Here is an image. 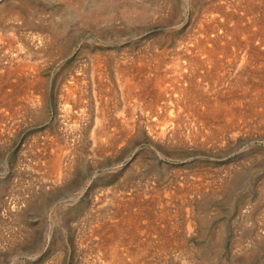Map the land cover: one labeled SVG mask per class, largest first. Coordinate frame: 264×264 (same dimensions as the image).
<instances>
[{"label":"rangeland","instance_id":"1","mask_svg":"<svg viewBox=\"0 0 264 264\" xmlns=\"http://www.w3.org/2000/svg\"><path fill=\"white\" fill-rule=\"evenodd\" d=\"M105 1L115 4V20L111 23L81 18ZM130 1L0 0V264H112L114 249L124 256L122 264H135L134 260L138 261L136 264H264V47L254 40L255 47L235 46L226 52L221 49L214 56L222 58L215 61V57L206 59L209 56H199L197 50L182 45L198 30L199 8L203 5L212 9L214 4L223 2L226 7L236 4L230 10L236 14L233 22L243 23L239 25L240 31L249 29L251 33L256 25V31L264 35V0ZM250 1L253 9L249 7ZM135 3L147 11L145 17L133 23L124 22L122 6ZM207 11L202 15L210 10ZM231 24L228 23L229 31L233 30ZM53 28L57 37L52 36ZM193 54L199 57L195 59ZM97 60L102 64L104 79L96 75L92 81ZM220 63L225 64L222 67ZM129 68L131 74L127 72ZM122 73L129 74L136 86L132 87L134 96L139 95L136 100L129 99L130 113L123 99L129 96V88L126 89L127 77ZM77 75L82 81L81 104L77 101L79 96L76 99L68 91ZM119 80L124 89H120ZM104 88L110 92L107 94ZM156 88L159 92L163 89V100ZM96 92L111 100L109 120L104 125L113 124L107 132L112 137L96 133V119L100 118L95 102V96L100 94ZM147 97L151 101L146 102ZM162 101L173 106L161 111L165 105ZM188 102L192 110L190 104L186 105ZM208 107L215 110L214 116ZM8 109L11 111L7 112ZM171 112L181 118L176 124L179 128L175 125L177 137L171 138L170 133L165 137L155 135L162 116ZM197 114H201V119L207 117L202 121ZM125 116L129 125L123 123ZM117 122L119 130L115 132ZM54 162L59 164V171L53 169Z\"/></svg>","mask_w":264,"mask_h":264},{"label":"bare ground","instance_id":"2","mask_svg":"<svg viewBox=\"0 0 264 264\" xmlns=\"http://www.w3.org/2000/svg\"><path fill=\"white\" fill-rule=\"evenodd\" d=\"M69 1H72V0H68V3H69ZM83 1V0H82ZM86 1V0H85ZM101 1V0H100ZM116 1V0H115ZM126 0H124V2H125ZM171 1V0H170ZM236 1H238V0H236ZM248 1V0H247ZM246 1V3H249V2H247ZM93 2V1H92ZM91 2V3H92ZM96 2V1H95ZM113 2V1H112ZM112 2H110V1H105V2H103V5H95V6H93V8H91L90 9V11H87L85 14H83V12H82V14H83V17H81V18H84V19H89L88 21H90V20H93V22L95 21V22H101V21H106V23H108L107 21H109L110 23H111V21L114 19V15H115V13H114V11H113V9H114V7H115V4H113ZM119 2H120V0H119ZM127 2H128V0H127ZM130 2H132V0L130 1ZM133 2H135L134 0H133ZM132 2V3H133ZM167 2V1H166ZM227 2V1H226ZM243 2V1H242ZM253 3V1H250V3ZM5 3V2H4ZM9 3V2H8ZM11 3V2H10ZM9 3V4H10ZM75 3H76V0H75ZM240 3H241V1H240ZM250 4L249 5V7H251L252 5H254V4ZM263 3V2H262ZM7 4V3H6ZM8 4V5H9ZM31 4V3H30ZM72 4H74V1L72 2ZM80 4H83L82 2L80 3ZM121 4H123V2L121 3ZM136 4V3H135ZM144 4V3H143ZM167 4V3H166ZM169 4V3H168ZM242 4V3H241ZM244 4V3H243ZM15 6H16V4H14ZM71 5V4H70ZM145 5V4H144ZM236 4H232V3H229V4H227V7L226 6H224V2L223 3H218V4H214L213 5V7H212V9H210V8H206V7H204L203 5H202V7H198L199 8V10H201V12H200V23H199V27H198V30H197V32L194 34V35H192L191 36V38L189 39V41L186 43V44H182L183 46H185V49H191V50H197L199 53V56H201L200 54H205V55H207V56H209V57H207L206 59H209V58H213V57H215L214 56V53L215 52H217V51H220L221 49V51H225L226 52V50L227 49H232L233 47H239V48H243V47H249V48H251V47H253L255 44L256 45H258V46H262V47H264V35H263V33H259V31L257 32L256 30V25H255V27H254V29H255V31L254 30H251V33H250V31H249V29H244V30H242V28H241V30L243 31H240V29H239V25L242 23H240L239 25L238 24H235L233 21L234 20H236V17H235V15L234 14H231V10L230 9H233L234 8V6H235ZM240 5V4H239ZM4 6V5H3ZM73 6V5H72ZM142 6V5H141ZM166 6V5H165ZM247 6V5H246ZM245 6V7H246ZM18 7V6H17ZM81 7V6H80ZM238 7V6H237ZM3 8V7H2ZM16 8V7H15ZM73 8H74V6H73ZM84 8H86V7H84ZM159 8V7H158ZM158 8H157V10H158ZM170 8V7H169ZM242 8V7H241ZM252 9H253V7H251ZM4 9V8H3ZM71 9V8H70ZM76 9V8H75ZM81 9H82V7H81ZM227 9H228V11H227ZM239 9H240V7H239ZM238 9V10H239ZM246 9V8H245ZM6 10V9H5ZM20 11H22L21 9H19ZM146 10H148V8L146 9ZM198 10V9H197ZM207 10H210L209 11V13H206V14H204V15H202L203 13H205V12H208ZM259 10V9H258ZM32 11V10H31ZM78 11H79V8H78ZM12 12H14V11H12ZM81 12V11H80ZM146 12L147 11H145L142 7H140V6H137V4L136 5H134V4H127V5H124V6H122V9H121V13L120 14H122L121 16H122V18L124 19V22H125V20H126V22H132L133 23V21L135 20H140V19H142V18H144L145 17V15H146ZM151 12V11H150ZM5 13V12H4ZM11 13V12H10ZM75 14H76V12H74ZM261 13V12H260ZM18 14V13H17ZM24 14H27V13H24ZM71 14V13H70ZM79 14V13H78ZM148 14V13H147ZM197 14V13H196ZM9 15V14H8ZM19 15V14H18ZM33 15H34V13H33ZM118 15H119V13H118ZM10 16V15H9ZM35 16V15H34ZM64 16H66V15H64ZM72 16V15H71ZM20 17V16H19ZM26 17V16H25ZM35 17H37V15L35 16ZM77 17V16H76ZM242 17V16H241ZM119 18V17H118ZM30 19H32V18H30ZM79 19V18H78ZM84 19H82L83 21H84ZM240 20H241V18H239ZM81 20V21H82ZM115 20V19H114ZM239 20V21H240ZM260 20V19H259ZM259 20H257V21H259ZM32 21V20H31ZM39 21V20H38ZM42 21V20H41ZM44 21V20H43ZM134 21V22H135ZM254 21V20H253ZM26 22V21H25ZM48 22V21H47ZM145 22V21H144ZM232 23L231 25V27L233 28V30H231V31H229V29H228V27H230L229 25H228V23ZM39 23H41V22H39ZM45 23H46V21H45ZM55 23V22H54ZM98 23L96 24V25H98ZM105 23V22H104ZM253 23V22H252ZM255 23H257V22H255ZM43 24V23H42ZM41 24V25H42ZM234 24V25H233ZM243 24V23H242ZM259 24V23H258ZM27 25V24H26ZM91 25V24H90ZM93 25V24H92ZM44 26V25H43ZM50 26V25H49ZM245 27H246V25H244ZM244 26H243V28H244ZM262 26V25H261ZM261 26L259 27V28H261ZM39 27V26H38ZM37 27V28H38ZM258 27V26H257ZM46 28H48V27H46ZM60 28V27H59ZM231 28V29H232ZM250 28V27H249ZM259 28H258V30H259ZM39 29V28H38ZM43 29H45V26H44V28ZM54 29V28H53ZM58 29V28H57ZM251 29V28H250ZM263 29V28H262ZM51 30V29H50ZM55 30V29H54ZM261 30V29H260ZM264 30V29H263ZM42 31V30H41ZM246 33H250V34H246ZM47 34H49V33H47ZM61 34V33H60ZM42 35V34H41ZM50 35V34H49ZM57 32H56V30L54 31V34H52V36L53 37H57ZM45 36V35H44ZM48 36V35H47ZM229 36H232V37H229ZM12 38H13V36H11ZM52 37V38H53ZM15 38V37H14ZM13 38V39H14ZM42 38V37H41ZM60 38V37H59ZM49 39V38H48ZM242 39V40H241ZM12 39H9V41L10 42H12V43H14V41H15V39H14V41H11ZM42 40V39H41ZM54 40V39H53ZM52 40V41H53ZM255 40V44L252 46V43H253V41ZM34 41V40H33ZM33 41H32V43H33ZM50 42V41H49ZM60 42V41H59ZM71 42V41H70ZM3 43V42H2ZM26 43H27V40H26ZM26 43H24V44H26ZM183 43V42H182ZM5 44V43H4ZM33 44H35V43H33ZM32 44V45H33ZM41 44V43H40ZM60 44V43H59ZM3 45V44H2ZM10 46V45H9ZM13 45L11 44V47H12ZM56 46H57V43H56ZM69 46V45H68ZM183 46H181V47H183ZM5 47V46H4ZM36 47V46H35ZM54 47V46H53ZM255 47V46H254ZM6 48V47H5ZM27 48V47H26ZM32 48V47H31ZM180 48V47H179ZM184 48V47H183ZM248 48V49H249ZM2 49V48H1ZM7 49L8 50H10L11 51V49H9L8 47H7ZM15 49V48H14ZM67 49V48H66ZM176 49V48H175ZM181 49V48H180ZM234 49H236V48H234ZM233 49V50H234ZM6 50V49H5ZM8 50H6V51H8ZM19 50H20V48H19ZM6 51H5V53H6ZM14 51V50H13ZM18 51V50H17ZM25 51V50H24ZM28 51V50H27ZM32 51V50H31ZM167 51V50H166ZM230 51V50H229ZM247 51V50H246ZM20 52H21V50H20ZM34 52V51H33ZM48 52V51H47ZM163 52H165V51H163ZM177 52V51H176ZM181 52V51H180ZM182 52H184V51H182ZM193 52V51H192ZM225 52H224V55H225ZM3 53V52H2ZM43 53V52H42ZM168 53V52H167ZM178 53V52H177ZM223 53V52H222ZM228 53H231V52H228ZM236 53V52H235ZM7 54H9V53H7ZM6 54V55H7ZM22 54V53H21ZM24 54V53H23ZM47 54V53H46ZM155 54H157V53H155ZM161 54H163L164 55V53H161ZM169 54H171V53H169ZM184 54V53H183ZM183 54H180L181 55V57L183 56V57H185L186 56V54H185V56L183 55ZM189 54V53H188ZM196 54H197V52H196ZM219 54H221V53H219ZM248 54V53H247ZM5 55V54H4ZM17 55H18V53H17ZM20 55V54H19ZM44 55V54H43ZM43 55H41V56H43ZM50 55V54H49ZM195 54H193V56H194ZM228 55V54H227ZM245 55V54H244ZM252 55V54H251ZM254 55V54H253ZM252 55V56H253ZM3 55H1V57H2ZM25 56V55H24ZM102 56V55H101ZM115 56V55H114ZM129 56V55H128ZM127 56V57H128ZM154 56V55H153ZM152 56V57H153ZM177 56V55H176ZM175 56V57H176ZM196 56V55H195ZM194 56V57H195ZM199 56H196V58L195 59H197V57H199ZM230 56V55H229ZM251 56V57H252ZM4 57V56H3ZM2 57V58H3ZM16 57V56H15ZM19 57V56H18ZM94 57V56H93ZM103 57V56H102ZM158 57V56H157ZM159 57H161V56H159ZM165 57V56H164ZM170 57V56H169ZM173 56H171V58H172ZM180 57V56H179ZM192 56H190V58H191ZM241 57V56H240ZM8 58V57H7ZM13 58H14V56H13ZM23 58H25V57H23ZM92 58V57H91ZM98 58V57H97ZM104 58H105V56H104ZM124 58V57H123ZM167 58H168V55H167ZM189 58V57H188ZM193 58V57H192ZM205 58V57H204ZM216 59H215V61H220V60H217V59H221V58H217V57H215ZM26 59V58H25ZM96 59V58H95ZM117 59V58H116ZM125 59H127V58H125ZM152 59V58H151ZM159 59V58H158ZM173 59V58H172ZM182 59V58H181ZM185 59V58H184ZM225 59H227V58H225ZM238 59V58H237ZM255 59V58H254ZM24 60V59H23ZM93 60V59H92ZM102 61H104L103 60V58L101 59ZM106 60V59H105ZM113 60V59H112ZM121 60V59H120ZM163 60V59H162ZM161 60V61H162ZM168 60V59H167ZM229 60H231V59H229ZM239 60V59H238ZM244 60V59H243ZM16 61V60H15ZM96 61V60H95ZM108 61V60H107ZM129 61H131V60H129ZM134 62H133V64L134 63H136L137 61H135V60H133ZM144 61V60H143ZM165 61V60H164ZM169 61H170V59H169ZM177 61H181V60H179V58H178V60ZM186 61V60H185ZM198 61V60H197ZM214 61V62H215ZM233 61H234V59H233ZM6 62V61H5ZM93 63H94V61H92ZM115 62H117V61H115ZM123 62H124V60H123ZM123 62H121V63H123ZM157 62H158V60H157ZM176 62V61H175ZM174 62V63H175ZM188 62V61H187ZM186 62V63H187ZM189 62H191V59H190V61ZM207 62H208V60H207ZM214 62H213V64H214ZM223 62V61H222ZM226 62V61H225ZM231 62V61H230ZM238 62V61H237ZM15 63V62H14ZM19 63V62H18ZM29 63V62H28ZM92 63V64H93ZM95 63H97V64H95L94 65V68L92 69V75H91V77H92V81L95 79V77H96V75L97 76H99V78L100 79H104L103 78V74L104 73H102V64H101V62H100V60H97V62H95ZM103 63H106V61L105 62H103ZM144 63V62H143ZM146 63H148L149 64V62H146ZM151 63V62H150ZM161 63V62H160ZM163 63V62H162ZM166 63H167V61H166ZM172 65H174V63H172V62H170ZM178 63V62H177ZM181 63V62H180ZM192 63V62H191ZM200 63V62H199ZM211 63H212V61H211ZM210 63V64H211ZM219 62H217V64H218ZM234 63V62H233ZM255 63V62H254ZM1 64V63H0ZM31 64V63H30ZM33 64H35V62L33 63ZM38 64V63H37ZM118 64V63H117ZM125 64V63H124ZM127 64H129V63H127ZM132 63H131V65H133ZM152 64H153V62H152ZM155 64V63H154ZM153 64V65H154ZM157 64V63H156ZM155 64V65H156ZM169 64V63H168ZM185 64V63H184ZM189 64V63H188ZM203 64V63H202ZM209 64V63H208ZM209 64V66H211ZM216 64V63H215ZM216 64V65H217ZM225 64V63H224ZM224 64L222 65L221 63H220V65L223 67L224 66ZM237 64V63H236ZM9 65V64H8ZM36 65V64H35ZM40 65V64H39ZM107 65V64H106ZM130 65V66H131ZM134 65H137V64H134ZM154 65V66H155ZM165 65V64H164ZM181 65V64H180ZM180 65H179V67H180ZM232 65V64H231ZM253 65V64H252ZM10 66V65H9ZM19 66V65H18ZM37 66V65H36ZM35 66V67H36ZM113 66V65H112ZM117 66V65H116ZM144 66H147V65H145L144 64ZM143 66V67H144ZM160 66H162V65H160ZM197 66V65H196ZM199 66H201V65H199ZM198 66V68L200 69L201 67H199ZM237 66V65H236ZM262 66V65H261ZM12 67H13V65H12ZM33 67V66H32ZM104 67V66H103ZM121 67H123V66H121ZM121 67H120V69H121ZM126 68L125 69H127V66H125ZM136 66H134V68H135ZM157 67V66H156ZM165 67V66H164ZM169 67H171L172 68V66H169ZM181 67H183V66H181ZM195 67V66H194ZM206 67V69H207V65L205 66ZM219 67V66H218ZM233 67V66H232ZM9 68V67H8ZM26 68V67H25ZM133 68V69H134ZM136 68H138V67H136ZM148 68H149V66H148ZM174 68V67H173ZM176 68V67H175ZM174 68V69H175ZM184 68V67H183ZM212 68H214L213 66H212ZM5 69V68H4ZM13 69V68H12ZM33 69V68H32ZM38 69V68H37ZM105 69H106V67H105ZM114 69H115V67H114ZM122 69H124V68H122ZM129 69H131V68H129ZM127 70V72L129 71V73L130 72H132V69H131V71L130 70ZM138 69H141V67H139ZM153 68L151 67V70H152ZM154 69H155V67H154ZM166 69V68H165ZM181 69V68H180ZM191 69V68H190ZM199 69H198V71H199ZM244 69V68H243ZM256 69V68H255ZM261 69H262V67H261ZM7 70V69H6ZM15 70V69H14ZM26 70V69H25ZM33 70H35V68L33 69ZM38 70H40V69H38ZM81 70V69H80ZM83 70H85V69H83ZM108 70V69H107ZM117 70H119V69H117ZM144 70H147L145 67H144ZM161 70H162V68H161ZM179 69H177V71H178ZM193 70V69H192ZM201 70H202V68H201ZM209 70V69H208ZM208 70H207V73H208ZM251 70V69H250ZM24 71V70H23ZM106 71V70H105ZM123 71H125V70H123ZM137 71V70H136ZM140 71V73H141V71L142 70H139ZM159 70H157V72H158ZM177 71L175 72V73H177ZM182 71V70H181ZM195 71H196V69H195ZM204 71V70H203ZM221 71H222V69H221ZM242 71V70H241ZM36 72V71H35ZM83 72V71H82ZM81 72V73H82ZM116 72V71H115ZM154 72V71H153ZM156 72V73H157ZM162 72L163 73H165L163 70H162ZM170 72V71H169ZM180 72V71H179ZM186 72H188V70L186 71ZM185 72V73H186ZM190 72V71H189ZM193 72H194V70H193ZM237 72V71H236ZM5 73H8V72H4V74ZM12 73H14V72H12ZM17 73V72H16ZM20 73V72H19ZM37 73V72H36ZM38 73H39V71H38ZM37 73V74H38ZM41 73V72H40ZM77 73H79V72H77ZM107 73H108V71H107ZM120 73H121V71H120ZM148 73V72H147ZM152 73V72H151ZM245 73V71L243 72V74ZM255 73V72H254ZM10 74V73H9ZM33 74V73H32ZM72 74V73H71ZM123 74V73H122ZM131 74V73H130ZM132 74H135V72L134 73H132ZM139 73H137V77L138 76H140V75H138ZM190 74V73H189ZM200 74V73H199ZM211 74V73H210ZM214 74V73H213ZM7 75V74H6ZM15 75V74H14ZM22 75V74H21ZM27 75V74H26ZM80 75V74H79ZM118 75V74H117ZM123 75H126V74H123ZM123 75H122V77H123ZM128 76H129V74H127ZM126 75V77H127V79H126V82L124 83L125 85H127L128 87H126V89L127 88H129V90H128V95L129 96H127V95H125V96H127V97H125V98H123L124 99V102H126V105H128V107H129V109H128V111L127 112H129V110L131 109L130 107H132L130 104H131V101L130 100H133V99H138V96H134L136 93L135 92H133L132 91V87H135L136 88V86L132 83V79H129L130 78V76H129V78H128V76ZM144 75V73L142 74V76ZM146 75H148V74H146ZM166 75V74H165ZM173 75H174V72H173ZM180 75V74H179ZM182 75V74H181ZM185 75V74H184ZM193 75V74H192ZM196 75V74H195ZM201 75H204V74H201ZM206 75V74H205ZM241 75V74H240ZM239 74H238V76H240ZM1 76H2V74H1ZM75 76V75H74ZM118 76H120V75H118ZM132 76V75H131ZM158 76V75H157ZM160 76V75H159ZM159 76L158 77H156V78H158L159 79ZM171 76V75H170ZM207 76V75H206ZM211 76H212V74H211ZM242 76H244V75H242ZM246 76V75H245ZM10 77V76H9ZM15 77V76H14ZM39 76H37V78H38ZM82 77H84V76H82ZM104 77H105V75H104ZM122 77H120V79L122 78ZM145 77V76H144ZM166 77V76H165ZM171 77H173V76H171ZM188 77H190V75L188 76ZM192 77H196V76H192ZM6 78V77H5ZM8 78V77H7ZM10 78H13V77H10ZM21 78V77H20ZM36 78V79H37ZM98 78V79H99ZM124 78V77H123ZM122 78V79H123ZM133 78V77H132ZM136 78V77H135ZM164 78V77H163ZM174 78H176V77H174ZM186 78V77H185ZM199 78V77H198ZM201 78V77H200ZM210 78V77H209ZM239 78V77H238ZM255 78V77H254ZM19 79V78H18ZM31 79V78H30ZM30 79L28 78V80L30 81ZM108 79V78H107ZM112 79H114V78H112ZM121 79V80H122ZM147 78H145V80H146ZM149 79H150V77H149ZM153 79V78H152ZM151 79V80H152ZM164 79H166V78H164ZM172 79V78H171ZM203 79V78H202ZM202 79H200L201 81H202ZM237 79V78H236ZM245 79V78H244ZM243 79V80H244ZM261 79V78H260ZM2 80V79H1ZM17 80V79H16ZM71 80V79H70ZM81 80H83V79H81ZM138 80V79H137ZM139 80H141V79H139ZM142 80H144V79H142ZM148 80V79H147ZM160 81H161V78L159 79ZM191 81L193 80V82L195 81V79H190ZM198 80V79H197ZM240 80V79H239ZM242 80V79H241ZM240 80V81H241ZM6 81V80H5ZM10 81V80H9ZM8 81V82H9ZM17 81H20V79L19 80H17ZM38 81V80H37ZM69 81V80H68ZM84 81V80H83ZM99 81H101V80H99ZM118 81V80H117ZM123 81V80H122ZM150 81V80H149ZM160 81H158L157 83H159ZM166 81V80H165ZM170 81V80H169ZM189 81V80H188ZM187 81V82H188ZM12 82V81H11ZM11 82H9V84L11 83ZM16 82V81H15ZM35 82V81H34ZM70 82V81H69ZM82 82V81H81ZM80 82V77L77 75L76 77H73L72 78V83H71V85L72 86H69V89H68V91L70 90V92H71V94H73L74 95V97L76 98V96H79L78 97V99H77V101H79V103L78 104H81V102H82V98L83 97H81V96H83L81 93H83V92H81V88H80V84L79 83H81ZM87 82V81H86ZM89 82V81H88ZM96 82V81H95ZM108 82V81H107ZM112 82V81H111ZM119 82H120V80H119ZM140 82V81H139ZM138 82V83H139ZM143 82V81H142ZM146 82V81H145ZM148 82V81H147ZM153 82V81H152ZM236 82V81H235ZM242 82V81H241ZM7 83V82H6ZM13 83V82H12ZM11 83V84H12ZM20 83V82H19ZM21 83H22V81H21ZM37 84L39 83V81L38 82H36ZM35 83V84H36ZM103 83V82H102ZM101 83V84H102ZM122 83L123 82H120L119 84H120V89L121 88H123V85H122ZM137 83V82H136ZM162 84H163V81L161 82ZM167 83V82H166ZM175 83H176V81H175ZM184 83V82H183ZM186 83V82H185ZM184 83V84H185ZM189 83V82H188ZM239 83V82H238ZM8 84V85H9ZM18 84V83H17ZM16 84V85H17ZM34 84V83H33ZM33 84H31L32 85V87L35 85H33ZM36 84V85H37ZM63 84V83H62ZM92 84H94V83H92ZM104 84V83H103ZM107 84V83H106ZM152 84V83H151ZM160 84V83H159ZM158 84V88L160 87V85H162V84H160L159 85ZM183 84V85H184ZM196 84V83H195ZM199 84H201V83H199ZM236 84V83H235ZM241 84V83H240ZM243 84V83H242ZM13 85V84H12ZM35 85V86H36ZM109 85H111L110 83H109ZM124 85V86H125ZM147 85H149L148 83H147ZM177 85V84H176ZM194 85V84H193ZM204 85V84H203ZM245 85V84H244ZM11 86V85H10ZM15 86V85H14ZM34 86V87H35ZM38 86V85H37ZM106 86V85H105ZM104 86V87H105ZM108 86V85H107ZM106 86V87H107ZM122 86V87H121ZM142 86V88H143V86L144 85H141ZM187 86V85H186ZM236 86V85H235ZM264 86V85H263ZM83 87V86H82ZM92 87V86H91ZM101 87V86H100ZM112 87H113V85H112ZM146 87V86H145ZM150 87V86H149ZM162 87V86H161ZM161 87H160V89H161ZM165 87H167L166 85H165ZM164 87V88H165ZM169 87V86H168ZM177 87V86H176ZM175 87V88H176ZM179 87V86H178ZM200 87V86H199ZM236 87H239V86H236ZM94 88V87H93ZM138 88H140V87H138ZM146 88H148V86L146 87ZM12 89H13V87H12ZM33 89H37V88H33ZM63 89V88H62ZM83 89H86V88H83ZM89 89V88H88ZM96 89H97V87H96ZM100 89V88H99ZM106 88H104V90H105ZM108 89H109V87H108ZM107 89V90H108ZM124 89V88H123ZM150 89H151V87H150ZM166 89V88H165ZM172 89V88H171ZM182 89H183V87H182ZM191 89H192V87H191ZM189 90V91H192V90ZM245 89V88H244ZM258 89H260V88H258ZM38 90V89H37ZM107 90H105L106 91V93H107ZM139 90H141V88L139 89ZM143 90V89H142ZM145 90V89H144ZM163 90V89H162ZM162 90L160 91V92H162ZM169 90V89H168ZM183 90H185V89H183ZM182 90V91H183ZM187 90V89H186ZM209 90V89H208ZM243 90V89H242ZM67 91V90H66ZM88 91V90H87ZM115 90H113V92H114ZM146 91V90H145ZM155 91H157V88H156V90ZM155 91H153V92H155ZM167 91V90H166ZM170 91V90H169ZM176 91V90H175ZM188 91V90H187ZM195 91V90H194ZM193 91V92H194ZM215 91V90H214ZM245 91V90H244ZM95 92V91H94ZM104 92V91H103ZM110 92V91H109ZM108 92V93H109ZM118 92V91H117ZM139 92V94L142 96V92H140V91H138ZM144 92V91H143ZM157 92H159V91H157ZM156 92V93H157ZM159 92V93H160ZM176 92H178V91H176ZM184 92V91H183ZM198 92H199V90H198ZM260 92V91H259ZM97 93V92H96ZM107 93V94H108ZM116 93V92H115ZM121 93H123V91L121 92ZM147 93V92H146ZM155 93V94H156ZM163 93H165V91H163ZM172 93V92H171ZM189 93V92H188ZM9 94H11V93H9ZM86 94V93H85ZM88 94V93H87ZM86 94V95H87ZM95 94V93H94ZM98 94H100L99 96H95V102H96V107H97V109H98V117H100V118H97L96 119V133H98V134H101V135H107V134H111V133H107L108 131H110V127L113 125V124H107V123H105V125H104V122L106 121V120H109V119H107V117H109V111H108V107H109V105H110V102H111V100L108 98V96H101L102 95V92H98L96 95H98ZM126 94V93H125ZM154 94V93H153ZM166 94H167V92H166ZM165 94V95H166ZM181 94V92H179V95ZM190 94V93H189ZM257 94H258V92H257ZM39 95V94H38ZM64 95V94H63ZM66 95H67V92H66ZM148 95V94H147ZM164 95V94H163ZM187 94H185V96H186ZM195 95V94H194ZM199 95V94H198ZM243 95V94H242ZM89 96V95H88ZM116 96V95H115ZM140 96V97H141ZM154 96V95H153ZM152 96V97H153ZM167 96H168V94H167ZM175 96V95H174ZM181 96V95H180ZM182 96H184V94L182 95ZM212 96V95H211ZM240 96V95H239ZM66 97V96H65ZM146 97V96H145ZM150 97V99H151V96H149ZM158 97V96H157ZM160 97H162V100H163V98H164V96H161V93H160ZM63 98V97H62ZM89 98H92V97H89ZM155 98V97H154ZM167 98V97H166ZM165 98V99H166ZM172 98V97H171ZM183 98V97H182ZM189 98V97H188ZM260 98V97H259ZM27 99V98H26ZM65 99V98H64ZM63 99V100H64ZM69 99V98H68ZM67 99V100H68ZM85 99V98H84ZM130 99V100H129ZM140 99V98H139ZM143 99V98H142ZM147 99V101L146 102H148V97L146 98ZM173 99V98H172ZM192 99H194L193 97H192ZM191 99V100H192ZM210 99V98H209ZM9 100V99H8ZM11 100V99H10ZM92 100H93V98H92ZM134 100V101H135ZM158 100H159V98H158ZM178 100V99H177ZM184 100V99H183ZM253 100V99H252ZM261 100V99H260ZM87 101V100H86ZM113 101V100H112ZM123 101V100H122ZM149 101H151V100H149ZM155 101H156V98H155ZM174 101V100H173ZM185 101V100H184ZM187 101V100H186ZM202 101V100H201ZM205 101H206V99H205ZM204 101V102H205ZM208 101V100H207ZM257 101V100H256ZM263 101V100H262ZM9 102V101H8ZM11 102V101H10ZM72 102V101H71ZM70 102V103H71ZM75 102V101H74ZM89 102V101H88ZM163 103H165L164 101H162ZM180 102V101H179ZM211 102H212V100H211ZM210 102V103H211ZM28 103V102H27ZM29 103H32V102H30L29 101ZM138 103V102H137ZM184 103V102H183ZM203 103V102H202ZM33 104V103H32ZM71 104H73V102L71 103ZM70 104V105H71ZM87 104V103H86ZM118 104V103H117ZM122 104V103H121ZM146 104H148V103H146ZM154 105L156 104V103H153ZM159 104H160V102H159ZM171 104V107L173 106L172 105V103H170ZM170 104H166L165 103V105H161L163 108H161V111H162V109H164L165 111H168V110H170L171 109V107L169 108V106H170ZM188 104H190V102H188V103H186V105H188ZM197 104V103H196ZM233 104V103H232ZM262 104V103H261ZM66 105H67V103H66ZM143 106H144V104H142ZM234 105H236V104H234ZM238 105V104H237ZM78 106V105H77ZM86 106V105H85ZM112 106V105H111ZM119 106V105H118ZM148 106V105H147ZM150 106V105H149ZM152 106V105H151ZM206 106H207V104H206ZM209 106V105H208ZM254 106V105H253ZM4 107V106H3ZM7 107H9V105L7 106ZM73 107V106H72ZM137 107V106H136ZM141 107V106H140ZM157 107V106H156ZM185 107V106H184ZM194 107V106H193ZM196 107H198V106H196ZM211 107V106H210ZM232 107H233V105H232ZM235 107V106H234ZM77 108V107H76ZM79 108V107H78ZM81 108V107H80ZM117 108V107H116ZM149 108V107H148ZM155 108V107H154ZM187 108L189 109V106H187ZM213 108V107H212ZM211 108V109H212ZM221 108V107H220ZM10 109V108H9ZM7 110V112H9V111H11L12 110V107H11V110ZM66 109V108H65ZM72 109V108H71ZM122 109H123V106H122ZM157 109V108H156ZM182 109H183V107H182ZM187 109V110H188ZM190 109H191V104H190ZM189 109V110H190ZM195 109H197V108H195ZM200 109H202V108H200ZM218 109V108H217ZM74 110V109H73ZM78 110V109H77ZM133 110H135V108H133ZM137 110H138V107H137ZM136 110V111H137ZM141 110V109H140ZM176 110H177V108H176ZM186 110V109H185ZM192 110V109H191ZM194 110V109H193ZM204 110V109H203ZM207 110H209V107H208V109ZM222 110V109H221ZM234 110V109H233ZM5 112H6V110H4ZM71 111V110H70ZM95 111V110H94ZM112 111V110H111ZM142 111V110H141ZM150 111V110H149ZM158 111H159V109H158ZM183 111V110H182ZM199 111V110H198ZM210 112H211V114L213 115H215L216 113H215V110H213V111H211V110H209ZM217 111V110H216ZM224 111V110H223ZM12 112H13V110H12ZM11 112V113H12ZM16 112H18V110L16 111ZM15 112V113H16ZM62 112V111H61ZM72 112V111H71ZM77 112H79V111H77ZM81 112V111H80ZM83 112V111H82ZM88 112V111H87ZM113 112V111H112ZM157 111L155 110V111H153L152 112V114H154V113H156ZM177 112V111H176ZM188 112V111H187ZM196 112H197V110H196ZM205 113L207 112V111H204ZM75 113V112H74ZM74 113H72V114H74ZM94 113V112H93ZM96 113H97V110H96ZM130 113V112H129ZM135 113V112H134ZM133 113V114H134ZM141 113H143V112H141ZM175 113V112H174ZM178 113V112H177ZM182 113V112H181ZM192 113H194V111L192 112ZM198 113V112H197ZM205 113H201V114H205ZM208 113V112H207ZM6 114V113H5ZM125 114V113H124ZM136 114V113H135ZM195 114V113H194ZM200 114V115H201ZM209 114V113H208ZM211 114H209V115H211ZM4 115V114H3ZM69 115V114H68ZM79 115V114H78ZM81 115V114H80ZM93 115V114H92ZM114 115V114H113ZM148 115H151L150 113L148 114ZM197 115H199V114H197ZM200 115H199V119H201L200 118ZM205 115H207V114H205ZM213 115V116H214ZM77 116V115H76ZM111 116V115H110ZM119 116V115H118ZM176 116V115H175ZM175 116H172V112L169 114H164L162 117H164L163 118V121H162V123H161V125L159 126L160 128H159V130H156L155 132H154V134L155 135H157V136H160V137H165V136H167L169 133H170V137L172 138V137H177V134H176V130L175 129H177V128H179L178 127V125H176L177 123H180V119L178 118V117H175ZM190 116V115H189ZM194 116V115H193ZM196 116V115H195ZM194 116V117H195ZM203 116V115H202ZM212 116V117H213ZM241 116V115H240ZM4 117H5V115H4ZM74 117V116H73ZM72 117V119H74ZM83 117V116H82ZM87 117V116H86ZM93 117V116H92ZM95 117V116H94ZM126 117V116H125ZM131 117V116H130ZM133 117V116H132ZM191 117V116H190ZM205 117H207V116H205ZM205 117H203V118H205ZM210 117V116H209ZM209 117H208V119H209ZM216 117V116H215ZM215 117H213V118H215ZM78 118V117H77ZM80 118H81V116H80ZM111 118V117H110ZM116 118V117H115ZM121 117H119V119H120ZM134 118V117H133ZM149 118V117H148ZM197 118V119H198ZM202 118V119H203ZM65 119V118H64ZM83 119V118H82ZM94 119V118H93ZM123 119V118H122ZM125 119V118H124ZM132 119V118H131ZM130 119V120H131ZM187 119H188V117H187ZM201 119V120H202ZM206 119V118H205ZM10 120V119H9ZM70 120V119H69ZM148 120V119H147ZM195 120H196V118H195ZM194 120V121H195ZM200 120V121H201ZM213 120V119H212ZM4 121V120H3ZM197 121V120H196ZM202 121H204V120H202ZM72 122V121H71ZM92 122V121H91ZM128 118L126 117V119L125 120H123V123L125 124L126 123V125H129L128 124ZM131 122V121H130ZM189 122V121H188ZM209 122V121H208ZM208 122H206L207 124H208ZM3 123V122H2ZM6 123V122H5ZM122 123V124H123ZM132 123V122H131ZM184 123V122H183ZM190 123V122H189ZM197 123V122H196ZM196 123H194V124H196ZM13 124V123H12ZM203 124V123H202ZM201 124V125H202ZM118 125H119V123L117 122L116 124H115V128H116V131L115 132H117V130H119L117 127H118ZM153 125V124H152ZM151 125V127H153ZM175 125H176V127H175ZM186 125H188V123L186 124ZM209 125V124H208ZM207 125V126H208ZM124 126V125H123ZM206 126V127H207ZM3 127V126H2ZM121 127V126H120ZM131 127V126H130ZM156 127H158V126H156ZM190 127V126H189ZM196 127V126H195ZM85 128H87L88 129V127H85ZM203 128V127H202ZM128 129V128H127ZM154 129H155V127H154ZM190 129V128H189ZM192 129V128H191ZM207 129V128H206ZM90 130V129H89ZM125 130V129H124ZM149 130H150V128H149ZM188 130V129H187ZM198 131H200V129H197ZM205 130V129H204ZM151 131H153L152 129H151ZM197 131V132H198ZM208 131V130H207ZM124 133H125V131H123ZM126 132H128V131H126ZM182 132V131H181ZM180 132V133H181ZM196 132V133H197ZM201 132V131H200ZM199 132V133H200ZM212 132V131H211ZM214 132V131H213ZM123 133V134H124ZM130 133V132H129ZM192 133V132H191ZM206 133V132H205ZM70 134V133H69ZM116 134V133H115ZM188 134V133H187ZM190 134V133H189ZM193 134H195V133H193ZM203 134V133H202ZM2 135V134H1ZM4 135V134H3ZM126 135H127V133H126ZM179 135H181V134H179ZM178 135V136H179ZM192 135V134H191ZM191 135H189V136H191ZM197 135V134H196ZM201 135V134H200ZM86 136V135H85ZM113 135H110V137H112ZM119 136V135H118ZM121 136H122V133H121ZM154 136V135H153ZM187 136V135H186ZM194 136V135H193ZM198 136V135H197ZM203 136H204V134H203ZM214 136V135H213ZM212 136V137H213ZM120 137V136H119ZM169 137V138H170ZM183 137H185V136H183ZM210 137V136H209ZM96 138V137H95ZM100 138V137H99ZM114 138H115V136H114ZM120 138H122V137H120ZM197 138V137H196ZM67 139V138H66ZM71 139V138H70ZM117 139V138H116ZM168 139V138H167ZM191 139H193V137L191 136ZM205 139V138H204ZM204 139H203V141H204ZM120 140V139H119ZM118 140V141H119ZM199 140V139H198ZM2 141V140H1ZM113 142H114V140H112ZM176 141V140H175ZM181 141V140H180ZM206 141V140H205ZM99 144V143H98ZM102 144V143H101ZM120 144V143H119ZM118 144V145H119ZM107 146V145H106ZM107 149V148H106ZM113 149V148H112ZM109 150V149H108ZM97 152V151H96ZM99 152H100V150H99ZM102 154V153H101ZM83 155V154H82ZM66 157V156H65ZM49 158V157H48ZM59 158V157H58ZM73 158V157H72ZM47 159V158H46ZM50 159V158H49ZM51 160H52V158H51ZM78 160V159H77ZM80 160V159H79ZM78 160V161H79ZM53 161V160H52ZM50 163H52L51 161H49ZM59 163L61 162V161H58ZM49 163V164H50ZM62 163V162H61ZM67 166V165H66ZM61 167V166H60ZM52 168V167H51ZM63 168H64V166H63ZM53 169L55 170V171H59V164L57 163V162H54L53 163ZM52 169V170H53ZM70 169V168H69ZM50 170V169H49ZM48 171V170H47ZM51 171V170H50ZM66 172V171H65ZM58 173V172H57ZM57 173H56V175H57ZM63 177V176H62ZM62 177H61V179H62ZM131 177V176H130ZM129 177V178H130ZM264 191V190H263ZM117 195V194H116ZM115 195V196H116ZM114 196V195H113ZM264 197V196H263ZM115 200V199H114ZM133 202H131V204H132ZM132 206H133V204H132ZM134 206H135V204H134ZM129 207V206H128ZM125 208V207H124ZM131 208V207H130ZM134 208V207H133ZM132 209V208H131ZM138 209V208H137ZM125 210H127V208L125 209ZM129 211V210H128ZM127 211V212H128ZM132 211V210H131ZM141 211V210H140ZM144 212V211H143ZM133 213V212H132ZM140 213V212H139ZM119 214V213H118ZM129 214H130V211H129ZM138 214V213H137ZM112 215V214H111ZM132 215V214H131ZM113 216V215H112ZM146 216H148V215H146ZM113 217H115V216H113ZM119 217H120V215H119ZM125 217V216H124ZM129 217V216H128ZM134 217V216H133ZM139 217V216H138ZM142 217H144V216H142ZM127 218V217H126ZM125 218V219H126ZM135 219H136V217H134ZM150 219H151V217H149ZM154 218V217H153ZM112 219V218H111ZM138 219V218H137ZM136 219V220H137ZM157 219V218H156ZM122 221V220H121ZM121 221H119V222H121ZM127 221V220H126ZM132 221V220H131ZM156 221V220H155ZM130 222V221H129ZM137 222H139V220H137ZM149 222H151V220L149 221ZM114 223V222H113ZM124 223H126L125 221H124ZM135 223V222H134ZM128 224H131V223H128ZM150 224V223H149ZM108 225V224H107ZM144 225V224H143ZM143 225H142V227H143ZM106 226V225H105ZM120 226V225H119ZM124 226V225H123ZM149 226V225H148ZM158 226V225H157ZM145 227V226H144ZM205 227V226H204ZM104 228V227H103ZM133 228H134V226H133ZM156 227H155V225H154V229H155ZM158 228H159V226H158ZM101 229V228H100ZM115 229V228H114ZM113 229V230H114ZM136 229V228H135ZM151 229V228H150ZM160 229V228H159ZM158 229V230H159ZM162 229V228H161ZM142 230V229H141ZM147 230V229H146ZM156 230V229H155ZM165 230V229H164ZM127 231H129V230H127ZM139 231V230H138ZM148 231V230H147ZM150 231H152V229L150 230ZM157 231V230H156ZM160 231V230H159ZM96 232V231H95ZM99 232V231H98ZM97 232V233H98ZM140 232V231H139ZM158 232V231H157ZM157 232H156V234H157ZM109 233V232H108ZM122 233V232H121ZM128 233V232H127ZM137 233V232H136ZM147 233V232H146ZM146 233H145V236H146ZM153 233V232H152ZM155 233V232H154ZM112 234V233H111ZM118 234V233H117ZM160 234V233H159ZM161 234H162V231H161ZM161 234H160V236H161ZM116 235V234H115ZM115 235H114V237H115ZM140 235H142V234H140ZM140 235H139V237H140ZM105 236V235H104ZM113 236V235H112ZM111 236V237H112ZM124 236V235H123ZM163 236V235H162ZM103 237V236H102ZM122 237V236H121ZM128 237V236H127ZM132 237H134V236H132ZM143 237V236H142ZM100 238H101V236H100ZM151 238V237H150ZM149 238V239H150ZM127 239V238H126ZM139 239V238H138ZM162 239V238H161ZM124 240V239H123ZM128 240V239H127ZM140 240V239H139ZM103 241V240H102ZM111 241V240H110ZM118 241V240H117ZM125 241V240H124ZM135 241H136V238H135ZM151 241V240H150ZM166 241H167V239H166ZM105 242H107L106 241V239H105ZM104 242V243H105ZM113 242V241H112ZM142 242V241H141ZM146 242V241H145ZM164 242H165V239H164ZM84 243V242H83ZM118 243H119V241H118ZM142 243H144V242H142ZM154 243V242H153ZM121 244V243H120ZM125 244V243H124ZM139 244V243H138ZM158 244V243H157ZM167 244V243H166ZM165 244V245H166ZM103 245V244H102ZM102 245H100V246H102ZM106 245V244H105ZM105 245H103V246H105ZM109 245V244H108ZM119 245V244H118ZM132 245V244H131ZM144 245H146V244H144ZM123 246V245H122ZM98 247V246H97ZM114 247V246H113ZM118 247V246H117ZM139 247V249L142 247H140V246H138ZM104 248V247H103ZM96 249V248H95ZM102 249V248H101ZM111 249V248H110ZM119 249V248H118ZM125 249V248H124ZM129 249V248H128ZM139 249H138V251H139ZM17 250V249H16ZM98 250V249H97ZM108 250V249H107ZM112 250V249H111ZM134 250V249H133ZM148 250H150V249H148ZM29 251V250H28ZM143 251V250H142ZM30 252V251H29ZM110 252V251H109ZM122 252V251H121ZM126 252V251H125ZM146 252V251H145ZM106 253H108V251H106ZM112 254H113V262H112V264H122V262L124 261L125 262V258H124V256H122V255H120L119 254V252H117V250L116 249H114L113 250V252H111ZM127 253H129V252H127ZM150 253V252H149ZM137 254H138V252H137ZM151 254V253H150ZM155 254V253H154ZM25 255V254H24ZM27 255V254H26ZM38 255V254H37ZM123 255H124V253H123ZM131 255H132V253H131ZM147 255V254H146ZM145 255V256H146ZM20 256V255H19ZM122 256V257H121ZM133 256V255H132ZM150 256V255H149ZM119 257H121V259L119 258ZM104 258V257H103ZM107 258V257H106ZM112 258V257H111ZM145 258V257H144ZM147 258V257H146ZM109 259V258H108ZM114 259H115V261H114ZM132 259V258H131ZM149 259V258H148ZM104 260V259H103ZM139 260H140V258H139ZM119 261H121V262H119ZM132 261V260H131ZM108 262H110V261H108ZM116 262V263H115ZM135 264H136V262L138 263V261H136L135 262V260L133 261ZM107 263V262H106ZM141 264V263H140Z\"/></svg>","mask_w":264,"mask_h":264}]
</instances>
